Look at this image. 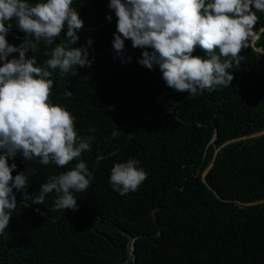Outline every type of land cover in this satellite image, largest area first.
<instances>
[{
  "label": "trees",
  "instance_id": "trees-1",
  "mask_svg": "<svg viewBox=\"0 0 264 264\" xmlns=\"http://www.w3.org/2000/svg\"><path fill=\"white\" fill-rule=\"evenodd\" d=\"M108 2L71 5L83 20L72 46L88 47L91 66H74L75 75L50 70L52 103L72 113L81 138L95 137L91 150L64 168L20 153L8 160L16 164L13 176L25 172L29 196L81 159L90 186L74 193L75 211H54V192L33 204L13 189L17 206L0 235V264H264V131L241 137L264 128V13H256L257 35L241 51L239 67L233 62L228 70L230 86L193 96L169 88L157 65L139 64L142 49L130 40L115 52ZM11 23L6 40L18 47L25 34ZM34 42L36 51L25 55L39 66L66 43V29L52 45ZM193 55L205 54L197 48ZM114 130L120 134L112 138ZM129 158L147 178L122 196L109 183L110 170Z\"/></svg>",
  "mask_w": 264,
  "mask_h": 264
},
{
  "label": "clouds",
  "instance_id": "clouds-1",
  "mask_svg": "<svg viewBox=\"0 0 264 264\" xmlns=\"http://www.w3.org/2000/svg\"><path fill=\"white\" fill-rule=\"evenodd\" d=\"M73 0H0V235L5 233L15 210L16 192L23 201L43 204L46 195L56 193L53 210L78 209L74 193L90 186L92 173L82 159L73 168L52 175L41 184L39 195L29 196L25 172L12 175L16 164L8 163L20 153L23 159H38L42 165L64 168L91 150L95 137L81 138L75 130V117L67 108L52 103V71L75 75L74 66L90 67L88 47H73L83 27ZM114 11L116 31L112 47L122 53L125 40L142 49L138 63L151 70L157 65L165 84L177 92L197 95L217 86L229 87L234 79L229 69L238 68L241 51L256 37L257 12L264 13V0H109ZM107 19L111 21L112 17ZM25 34L18 46L6 36L13 27ZM66 29V43L51 48L46 61L37 65L34 41L52 45ZM264 30V29H262ZM88 38L86 45L91 46ZM204 56L193 55L195 50ZM147 49H151L148 51ZM18 58L8 59L9 54ZM129 61L131 57L128 58ZM72 93L65 92L66 96ZM90 132L94 129H89ZM112 132V138L119 135ZM129 158L115 163L109 183L120 195L138 190L147 173Z\"/></svg>",
  "mask_w": 264,
  "mask_h": 264
},
{
  "label": "water",
  "instance_id": "water-1",
  "mask_svg": "<svg viewBox=\"0 0 264 264\" xmlns=\"http://www.w3.org/2000/svg\"><path fill=\"white\" fill-rule=\"evenodd\" d=\"M263 28H264V26H263ZM263 51H264V50H263ZM132 239H133V236H130V237L128 238V241H127V243H126V252L132 256V263H133L134 253H133V250H132V248H131V240H132Z\"/></svg>",
  "mask_w": 264,
  "mask_h": 264
},
{
  "label": "rangeland",
  "instance_id": "rangeland-1",
  "mask_svg": "<svg viewBox=\"0 0 264 264\" xmlns=\"http://www.w3.org/2000/svg\"><path fill=\"white\" fill-rule=\"evenodd\" d=\"M263 131H264V128H262V129H260V130H257V131H254V132H251V133H249V134L243 135V136H241V137H248V136L257 135V134H259V133H261V132H263ZM262 200L264 201V198H263Z\"/></svg>",
  "mask_w": 264,
  "mask_h": 264
}]
</instances>
